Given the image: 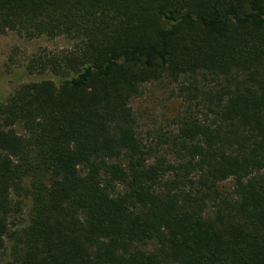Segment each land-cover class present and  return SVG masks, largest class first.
<instances>
[{"label":"trees","instance_id":"obj_1","mask_svg":"<svg viewBox=\"0 0 264 264\" xmlns=\"http://www.w3.org/2000/svg\"><path fill=\"white\" fill-rule=\"evenodd\" d=\"M9 31L73 46L0 95V264H264V0H0ZM163 80L150 143L131 102Z\"/></svg>","mask_w":264,"mask_h":264},{"label":"rangeland","instance_id":"obj_2","mask_svg":"<svg viewBox=\"0 0 264 264\" xmlns=\"http://www.w3.org/2000/svg\"><path fill=\"white\" fill-rule=\"evenodd\" d=\"M73 41L66 37L48 38L41 36L28 39L14 32H6L0 35V95L6 96L12 91L13 83L10 81L12 74L20 71V66L28 59L46 50L50 53L61 52L71 49ZM9 70L12 71L9 74ZM180 85L163 80L151 83L143 87L141 96L131 102V107L138 120L139 134L150 143H156L158 137L163 139V134L175 132L176 116L184 106L182 98L177 95ZM233 181L219 184L221 190H230ZM205 215H210L207 208ZM210 210V211H209Z\"/></svg>","mask_w":264,"mask_h":264}]
</instances>
